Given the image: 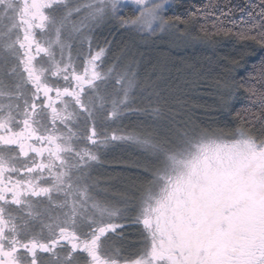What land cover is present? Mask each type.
I'll return each instance as SVG.
<instances>
[{"label": "snow or ice", "instance_id": "6c2138e0", "mask_svg": "<svg viewBox=\"0 0 264 264\" xmlns=\"http://www.w3.org/2000/svg\"><path fill=\"white\" fill-rule=\"evenodd\" d=\"M260 6L261 19L235 36L264 50ZM164 10L165 0H0V264H264V58L250 77L261 87L246 89L260 111L234 132L98 133V116L119 119L138 84L117 65L102 70L106 49L93 52L89 31L109 18L163 31ZM213 15L203 12L205 35L232 32L223 10L209 28ZM85 42L78 67L74 46ZM109 140L160 163L139 196L133 257L116 246L121 209L89 182L95 148Z\"/></svg>", "mask_w": 264, "mask_h": 264}, {"label": "rangeland", "instance_id": "374dc122", "mask_svg": "<svg viewBox=\"0 0 264 264\" xmlns=\"http://www.w3.org/2000/svg\"><path fill=\"white\" fill-rule=\"evenodd\" d=\"M172 1L165 0L164 16ZM128 16L123 19L132 17ZM166 20L163 31H138L126 25L106 43L100 41L107 29L115 21L122 26L121 19H106L89 31L93 52L100 47L106 49L102 70L107 71L117 65L120 71L134 74L138 84L130 101L132 108L126 109L119 119L107 118L105 113L98 116L97 130L101 139L113 134L129 136L144 133L165 138L171 135L170 130L184 126L196 131H227L224 126L206 118L209 116L206 106L219 104L226 97L227 79L221 80L225 84L208 82L216 67L222 72L225 61L216 59L214 49L191 39L186 30ZM77 48L82 53L80 58H77ZM87 53V42L74 46L73 59L78 67ZM156 108L160 109L159 115L153 112ZM89 147L94 146L89 144ZM95 150L100 162L93 163L89 181L94 186V194L121 209L122 215L113 217L119 228L129 224L143 228L135 222L136 207L148 178L160 167L159 161L131 140H109Z\"/></svg>", "mask_w": 264, "mask_h": 264}, {"label": "trees", "instance_id": "16d2710c", "mask_svg": "<svg viewBox=\"0 0 264 264\" xmlns=\"http://www.w3.org/2000/svg\"><path fill=\"white\" fill-rule=\"evenodd\" d=\"M209 4L216 5V7L208 9ZM205 10L214 13L209 18V28H211V20L216 15H220L221 10L227 12L228 15L222 19L226 20L225 27L232 29V32L227 35L222 33L211 37L205 35L200 27L205 23L202 19ZM260 12V0H173L165 14L166 19L186 30L191 39L197 42L199 40L214 49L216 59L220 58L225 61L226 64L222 72L216 67L215 72L212 71L208 79L210 84L214 82L220 84L221 80H228L225 92L223 90L226 95L224 104L221 102L206 106V114L209 115L206 118L209 117V120L218 126H224L226 132H234L237 128L246 126L245 122L252 117L253 113L260 111V101L252 97L246 89L261 87L257 80L250 77L254 75L253 65L258 64L259 60L264 58V50L254 42L240 41L235 36V33L240 29L254 21H259L261 19ZM128 15L132 16V13L126 11L124 18L129 17ZM123 27L116 21L113 22L100 42L106 43L119 31L124 30ZM256 124L259 126L258 120ZM138 233L139 231L135 228L127 229L124 244L127 246L135 244Z\"/></svg>", "mask_w": 264, "mask_h": 264}, {"label": "flooded vegetation", "instance_id": "af4514ba", "mask_svg": "<svg viewBox=\"0 0 264 264\" xmlns=\"http://www.w3.org/2000/svg\"><path fill=\"white\" fill-rule=\"evenodd\" d=\"M129 228H135L137 231H139L138 235L136 236L138 238L136 243L131 245V246H127L126 244H124L125 231ZM143 231L144 230H143L142 226L140 227L139 225H133V224H129V226H125L124 228L118 227L116 229V234H115L116 246L121 247L122 252L124 254H126L127 256H129V257L135 256L139 250V245L143 242V236H144ZM109 235H113V234L109 233ZM44 255H46V254H44Z\"/></svg>", "mask_w": 264, "mask_h": 264}]
</instances>
